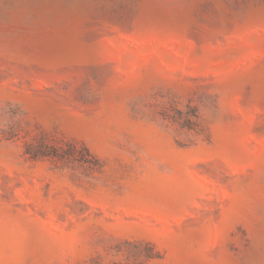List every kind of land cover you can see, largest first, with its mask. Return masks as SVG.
I'll return each mask as SVG.
<instances>
[{
  "label": "rangeland",
  "instance_id": "obj_1",
  "mask_svg": "<svg viewBox=\"0 0 264 264\" xmlns=\"http://www.w3.org/2000/svg\"><path fill=\"white\" fill-rule=\"evenodd\" d=\"M0 264H264V0H0Z\"/></svg>",
  "mask_w": 264,
  "mask_h": 264
}]
</instances>
